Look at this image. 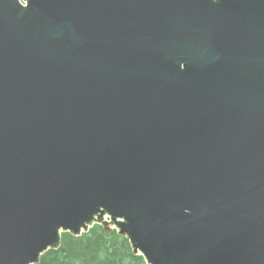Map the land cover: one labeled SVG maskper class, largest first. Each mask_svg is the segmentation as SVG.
<instances>
[{"label":"water","instance_id":"1","mask_svg":"<svg viewBox=\"0 0 264 264\" xmlns=\"http://www.w3.org/2000/svg\"><path fill=\"white\" fill-rule=\"evenodd\" d=\"M97 223L264 264V0H0V264Z\"/></svg>","mask_w":264,"mask_h":264},{"label":"trees","instance_id":"2","mask_svg":"<svg viewBox=\"0 0 264 264\" xmlns=\"http://www.w3.org/2000/svg\"><path fill=\"white\" fill-rule=\"evenodd\" d=\"M37 264H148L128 236L97 223L81 235L63 232L59 248L46 251Z\"/></svg>","mask_w":264,"mask_h":264}]
</instances>
